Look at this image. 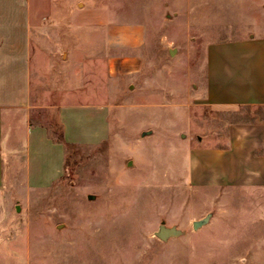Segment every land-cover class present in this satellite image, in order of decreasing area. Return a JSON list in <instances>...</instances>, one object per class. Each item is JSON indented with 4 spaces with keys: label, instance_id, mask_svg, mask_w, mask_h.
<instances>
[{
    "label": "rangeland",
    "instance_id": "rangeland-1",
    "mask_svg": "<svg viewBox=\"0 0 264 264\" xmlns=\"http://www.w3.org/2000/svg\"><path fill=\"white\" fill-rule=\"evenodd\" d=\"M29 3L34 122L64 140L53 104L70 90L106 104L109 134L67 143L50 186L0 190V264H264V187L198 186L183 167L192 147L224 143L231 122H264V106L202 99L207 46L264 33L251 13L259 1ZM163 221L184 234L160 239Z\"/></svg>",
    "mask_w": 264,
    "mask_h": 264
},
{
    "label": "crops",
    "instance_id": "crops-1",
    "mask_svg": "<svg viewBox=\"0 0 264 264\" xmlns=\"http://www.w3.org/2000/svg\"><path fill=\"white\" fill-rule=\"evenodd\" d=\"M258 1L251 13L261 29L264 0ZM32 74L29 0H0V190L50 186L63 176L67 143L97 144L109 134L106 104L77 101L69 90L53 104L64 135L55 139L33 120L42 105ZM202 91L203 102L216 109L264 106V33L209 43ZM83 118L88 128L79 125ZM225 136L224 143L192 147L186 175L198 186L264 187V122H231Z\"/></svg>",
    "mask_w": 264,
    "mask_h": 264
},
{
    "label": "water",
    "instance_id": "water-1",
    "mask_svg": "<svg viewBox=\"0 0 264 264\" xmlns=\"http://www.w3.org/2000/svg\"><path fill=\"white\" fill-rule=\"evenodd\" d=\"M171 53L173 54V51H171ZM152 131H145L142 135L145 136L147 134H151ZM90 199H95L96 195H89ZM212 213H208L205 217L195 220L193 222V228L195 230L200 229L201 227L205 226L206 224H208L212 218ZM184 234V231L179 228L178 226L174 225V226H169L166 224L165 221H163L161 223V225L159 226L158 231L155 232V235L157 237H159L160 239L164 240V241H168L170 238L172 237H179L181 235Z\"/></svg>",
    "mask_w": 264,
    "mask_h": 264
}]
</instances>
